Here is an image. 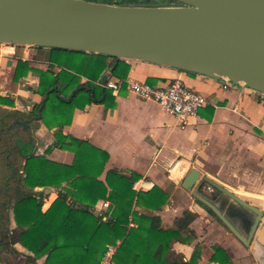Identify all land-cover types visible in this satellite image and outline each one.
<instances>
[{
  "label": "crops",
  "instance_id": "0c3cea01",
  "mask_svg": "<svg viewBox=\"0 0 264 264\" xmlns=\"http://www.w3.org/2000/svg\"><path fill=\"white\" fill-rule=\"evenodd\" d=\"M125 60L130 65L128 77L155 86H165L179 78L204 94L207 105L200 110L199 117L180 122L160 104L137 97L125 85L118 92L106 88L107 92L103 90L94 102L74 109L63 133L87 140L109 154L101 180L105 181L110 169L136 172L141 175L134 184L137 194L155 185L167 191L170 197L161 210L134 206L142 214L159 215L164 228L174 227L175 220L185 211L194 213L190 228L195 232V239L191 243L176 240L172 243L173 251L184 260H190L198 248L196 264H220L212 260L214 247L220 246L226 250L232 264H264V216L251 245L245 246L181 185L190 169L196 167L232 191L250 196L247 201L264 211V93L244 83L144 60ZM112 61L108 60L109 66ZM19 62L27 63L28 70L22 67L18 71L20 77L15 79ZM109 66L103 74L111 71ZM61 69L59 65L51 67L36 46L0 43V96L13 101L0 102V264H10L3 259L9 254L14 264L21 256L26 263L32 261L31 253L23 245H9V239L5 238L9 231L13 233L18 229L13 205L20 197V190H25L21 182L24 155L31 151L46 154L48 159L62 164H72L75 158L70 150L54 147L48 151L55 141V129L46 127L34 115L36 105L44 100L38 91V71L58 73ZM101 79L96 82L102 86ZM109 79L118 78L110 75ZM89 82L82 74L80 83ZM28 113L31 118L27 117ZM176 167L177 172H173ZM38 189L41 188L35 190ZM205 189L211 192L208 186H204ZM176 195L184 198L177 200ZM56 197L57 193H50L43 211ZM105 201H98L96 210H105ZM205 225L210 229L216 227L213 241L217 242L204 241Z\"/></svg>",
  "mask_w": 264,
  "mask_h": 264
},
{
  "label": "trees",
  "instance_id": "16d2710c",
  "mask_svg": "<svg viewBox=\"0 0 264 264\" xmlns=\"http://www.w3.org/2000/svg\"><path fill=\"white\" fill-rule=\"evenodd\" d=\"M111 1L105 3L112 4ZM120 1L123 0H118L117 5H122ZM164 1L178 4L174 0ZM36 48L45 54L51 67L59 65L62 69L58 73L38 71V91L44 100L36 105L34 115L46 127L55 129V141L48 151L54 147L70 150L75 158L72 164H62L48 159L46 154L31 151L24 155L21 182L25 190H20V197L13 205L18 229L5 235L9 245L20 243L31 253L29 259L35 262L45 258V264H101L107 247L121 241L115 264H196L198 248L187 261L172 249L175 240L191 243L195 239V232L190 228L194 213L185 211L175 220L174 227L164 228L159 215L135 210V204L161 210L170 194L157 185L137 194L134 184L141 175L136 172L110 169L105 181L101 180L109 154L87 140L65 135L62 130L70 124L76 107H85L100 98L103 90L107 92L96 81L109 66V59L113 60L109 66L111 76L120 80L128 77L130 65L125 59L107 54L58 47ZM22 67L28 70L27 63L19 62L15 79L20 77ZM82 74L90 79L87 85L80 83ZM0 102L13 103L1 96ZM51 192L57 193V197L43 211ZM215 192V189L209 193L202 188V193L209 198ZM100 200L109 201L105 210H96ZM197 202L223 224L209 207ZM212 260L232 264L220 246L214 247Z\"/></svg>",
  "mask_w": 264,
  "mask_h": 264
},
{
  "label": "water",
  "instance_id": "95a60500",
  "mask_svg": "<svg viewBox=\"0 0 264 264\" xmlns=\"http://www.w3.org/2000/svg\"><path fill=\"white\" fill-rule=\"evenodd\" d=\"M166 6H128L90 0H0V43L58 47L136 59L227 79L264 93V0H174ZM111 71L103 74L101 83ZM31 118V113L27 114ZM216 190L209 198L202 188ZM182 187L209 207L245 245L264 211L219 181L190 169ZM254 216L247 233L215 201ZM228 203V202H227Z\"/></svg>",
  "mask_w": 264,
  "mask_h": 264
},
{
  "label": "built area",
  "instance_id": "2783aa9c",
  "mask_svg": "<svg viewBox=\"0 0 264 264\" xmlns=\"http://www.w3.org/2000/svg\"><path fill=\"white\" fill-rule=\"evenodd\" d=\"M232 82V81H231ZM144 100H153L160 104L165 112L174 115L180 122H186L190 117H199L200 110L207 105V97L188 87L181 79L176 78L165 86H155L132 77L125 80L108 79L103 87L118 92L122 86ZM212 192L213 187L208 185ZM105 207L109 202L103 203ZM120 243L109 245L101 257V264H115L114 258Z\"/></svg>",
  "mask_w": 264,
  "mask_h": 264
},
{
  "label": "rangeland",
  "instance_id": "374dc122",
  "mask_svg": "<svg viewBox=\"0 0 264 264\" xmlns=\"http://www.w3.org/2000/svg\"><path fill=\"white\" fill-rule=\"evenodd\" d=\"M90 1L104 2L105 3V2H108L110 0H90ZM111 3L112 4H117L118 3V0H112ZM120 3L122 5H128V6H166V4L167 5H171L170 2H167V1H164V0H151V1L150 0H123V1H120ZM233 191L236 194H238L239 196H241L242 198H244L245 200H249L248 198H250V196H247L244 193H239L238 191H235V190H233ZM189 196H192L191 192H189ZM183 198H184L183 195H179V196L176 195L175 196V199H177V200H182ZM45 208H47L46 205H45ZM214 218H215V216H214ZM216 221H217V219H216ZM217 222L219 223V221H217ZM215 229H216V227H214V226L213 227L211 226V229L210 228H207L206 225L204 226V231L207 233L206 239L204 241H207V244L214 242L213 241L214 240L213 239V236H215V231H214ZM217 239L220 240L219 238H217ZM215 242H217V241H215ZM0 258H1V256H0ZM3 259H5V260L7 259V261H10V264H14L13 261H12V259H14V258H12V255L11 254H9L8 256L4 255L3 256ZM30 262H32V261H30ZM30 262L29 263H26V259H24L21 256L18 259H16L15 264H45V258L38 259L36 262L34 261V263L33 262L30 263Z\"/></svg>",
  "mask_w": 264,
  "mask_h": 264
},
{
  "label": "flooded vegetation",
  "instance_id": "af4514ba",
  "mask_svg": "<svg viewBox=\"0 0 264 264\" xmlns=\"http://www.w3.org/2000/svg\"><path fill=\"white\" fill-rule=\"evenodd\" d=\"M216 194H212L211 198H213ZM215 201L217 204L223 209L224 213L227 214V216L231 219V221L237 225V227L242 230L243 232L247 233L249 231L250 225L253 222L254 214L253 216L249 215V218L245 216L246 211L241 208H234L232 207V203L230 204V199L225 197L224 195H217L215 197ZM228 202V203H227ZM256 236V235H255ZM255 238V237H254Z\"/></svg>",
  "mask_w": 264,
  "mask_h": 264
},
{
  "label": "bare ground",
  "instance_id": "6f19581e",
  "mask_svg": "<svg viewBox=\"0 0 264 264\" xmlns=\"http://www.w3.org/2000/svg\"><path fill=\"white\" fill-rule=\"evenodd\" d=\"M173 172H177V167L172 170ZM177 174V173H176ZM54 197V196H53Z\"/></svg>",
  "mask_w": 264,
  "mask_h": 264
}]
</instances>
